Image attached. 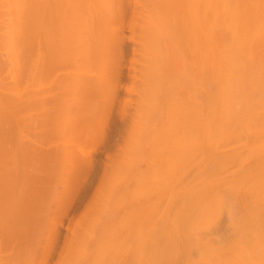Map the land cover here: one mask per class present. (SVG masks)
I'll list each match as a JSON object with an SVG mask.
<instances>
[{"label": "rangeland", "instance_id": "374dc122", "mask_svg": "<svg viewBox=\"0 0 264 264\" xmlns=\"http://www.w3.org/2000/svg\"><path fill=\"white\" fill-rule=\"evenodd\" d=\"M75 3L86 27L60 20L54 0H0V264H84L102 244L96 227L128 250L121 264H137L139 253L142 264H155L162 247L154 239L167 221L187 218V264H264V219H245L254 203L264 204V191L222 185L243 179L234 160L221 171L203 162L204 153L223 159L243 143L217 140L190 157L173 153L174 115L188 109L185 100L171 101L175 83L184 95L206 85L182 80L186 61L159 17L168 0ZM242 6L264 10L262 0ZM155 19L164 43L151 51ZM252 50L248 71L236 67L239 56L224 59L222 85L227 80L232 114L248 104L263 121L264 44ZM241 76L255 83L248 87ZM206 188L208 198L190 212L191 192ZM253 221L256 243L240 240L241 249L224 253Z\"/></svg>", "mask_w": 264, "mask_h": 264}, {"label": "bare ground", "instance_id": "6f19581e", "mask_svg": "<svg viewBox=\"0 0 264 264\" xmlns=\"http://www.w3.org/2000/svg\"><path fill=\"white\" fill-rule=\"evenodd\" d=\"M255 1L168 0V4L164 8L165 14L159 15L162 20L161 24L168 27L173 42L178 46V54H181L182 59L186 61L187 67L184 76L182 74L183 82L191 85L196 82L206 85V90H191L188 87L187 93L184 95L183 89L179 90V82L175 83L176 94L173 95L171 101L175 104L180 101L179 105H182L185 100L188 109L185 114L174 115L175 135L171 138L174 143L173 153L190 157V153L199 149L205 151L206 145L217 140L220 142H242L240 151L236 150L223 159L222 156L215 158L204 153V157L206 155L207 158L203 162L211 164L216 171H221L222 165L228 163L227 160H234L230 162H234L238 166L237 172L243 175V179L233 183L224 181L222 185L226 184L231 191L248 187V191L252 195L256 194L257 190L264 191V120L261 121L259 117L263 114L251 115L248 104L241 111L232 114L228 104L230 89L226 87L227 80L222 85V63L225 62V58L231 59L235 54L240 58L236 67L239 63L243 66L238 67L239 70L244 72L251 69L250 65L253 64L254 56L252 47L264 44V10L256 14L251 11L247 13L242 5L252 4ZM262 4L264 9V0H262ZM52 8L54 12L56 10L60 20L64 19L67 22L69 18L68 22L87 26V22L83 20L80 13L83 8L79 3H75V0H54ZM178 9H182V12ZM155 21L157 26L152 25L151 37L147 43L151 51L161 48L164 43V36L162 33L159 34V26L156 19ZM155 69L158 73L165 70L158 66ZM230 76L231 73L227 71L225 79L229 80ZM237 79L245 80L249 84L248 87H252L255 83L247 76ZM244 87V83L240 82L236 89L243 90ZM262 97L264 98V88ZM214 102H216V106L210 107ZM182 142L188 143L187 147L181 144ZM248 159H252V162L246 163ZM213 176L216 180H222V175L219 172H214ZM208 191L209 189L206 188L203 191L191 192L193 206L190 212L193 210L196 212L199 209L197 204H201L208 198ZM263 205L254 203L255 210L248 212L245 219H264ZM246 206L248 207V205ZM166 224L165 231H162L158 239H154L153 242L156 246L159 244L162 247L156 251L155 264H187L184 257L192 249L188 240L193 233V230H187L189 219H171ZM256 226L255 221L247 223L246 228H243L244 235L241 233V228H238L234 236L235 239L222 247L223 252L228 253L234 247L236 250L241 249L240 240L246 239L249 240L248 243L250 241L256 243L258 237L254 236ZM92 233L96 235V240H102V244L97 248L94 246L90 257L80 259L84 264L123 263V257H127L128 250L125 251V248L114 246L110 231L107 232L102 227H96L95 230L92 229ZM212 254L220 255L222 249H216ZM27 255L26 252L24 256ZM43 256L47 257V255ZM176 256H180V259H177ZM135 258L136 261H139L137 264H142L145 257L139 253ZM232 263L239 264L241 260L238 258Z\"/></svg>", "mask_w": 264, "mask_h": 264}]
</instances>
